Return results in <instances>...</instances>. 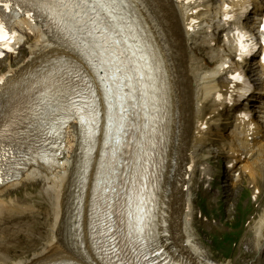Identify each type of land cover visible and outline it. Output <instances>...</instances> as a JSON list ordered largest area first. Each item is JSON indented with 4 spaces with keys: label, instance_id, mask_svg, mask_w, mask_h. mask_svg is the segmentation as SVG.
<instances>
[{
    "label": "bare ground",
    "instance_id": "bare-ground-1",
    "mask_svg": "<svg viewBox=\"0 0 264 264\" xmlns=\"http://www.w3.org/2000/svg\"><path fill=\"white\" fill-rule=\"evenodd\" d=\"M169 2L172 12L176 16L178 13L181 20L188 19V12L196 7V5L186 7L178 3L173 5L171 0H169ZM204 5L207 7V10L199 17L201 22L196 28L184 32L186 37L185 40L191 48L199 47L198 41L203 44L206 42V37L209 35L207 33L208 28L213 25L215 27H222L218 24L215 25V16L212 7L208 9L209 4ZM140 6L148 18L151 29L159 45L156 49L152 50L151 56H147L144 44L139 45V56L141 60L135 61L133 64H124L119 58L113 61L112 53H115L116 50L121 51L122 47L112 46L109 48L108 54H104L106 59L111 61L110 64L113 66L111 70H115L116 67H119L121 71L120 74L114 71L107 79H104L103 82L108 83L109 87H111L113 86V81L117 78L123 81L126 76L131 77L129 81L131 87L124 89V92H131V96L124 105L130 104L141 90V99L145 102L150 113L155 116L154 130L151 139L153 149L157 150L159 153V163L163 157L161 150L165 146V138L168 137L169 159L166 163L160 165L162 178L159 181L160 185L156 213L153 222L149 224L151 232L150 240L153 241L152 234L156 233L154 237L158 241H163L171 253L185 264H229L228 262L221 263L211 261L202 248H196L191 244L189 236L186 243L183 245L175 235V229L178 223L176 213L179 214L178 209L180 200V191L177 187V183L181 181L183 164L187 159H191L192 161L195 160L197 156L196 151L200 144L206 141L209 134L207 136H205V134L210 131L212 123L219 125L217 127V133H219L221 129V116L213 122H208L206 131L200 130L198 126L194 128L192 126L194 120L199 121L205 118V114L207 113V102H209L212 107L211 112L218 106H223L224 104L223 101L216 102L213 99L214 92L218 88L222 90L224 87L222 82L215 79L216 74L222 73L220 69L221 63L210 71H203L202 62L195 54L190 53L188 59L185 60L181 48L175 44H170L169 40L164 38L159 28V22L149 12V8L142 3ZM15 24L22 31H32L33 40L28 46V58L25 63L21 65L18 71L10 69L9 72H11V74L4 79V83L17 82L19 76L22 75H34L35 77L32 79L31 84L32 94H37L40 98L51 101L49 110H54L55 118L53 119H67L68 126L65 132L61 130V135H65L67 144L62 151L63 157L59 159L58 165L56 166L52 163L49 165H42L39 163V157L35 156V162L39 164V167H42L46 171L53 167L52 171L44 173L36 167H30L23 173L18 181L12 182L3 190H0V194L5 190L15 189L34 179H39L44 181L48 187L56 193L57 197L61 194L63 199L71 181L75 145V118L70 117L71 108H69V105H66L65 102L68 93L72 91V86L71 83H68L67 73H63L60 70L62 66H65L66 69L69 70L70 60L78 59L83 76L91 78L92 82H97L98 79L96 76L98 74L92 72V69L88 65L87 58L80 59L70 46L53 41L47 32L41 30L37 24L31 23L25 18L17 20ZM115 24L116 22H112L111 26L114 27ZM106 39L109 41L110 38L106 37ZM96 43L97 40L92 42L91 46L97 45ZM94 50H97V48L95 47ZM92 53L93 52H91V54ZM209 53H214L216 55V60H223L220 52H215L213 49L209 48ZM144 57L147 58V61L142 59ZM155 63L157 66H155ZM139 74L143 77L144 84L142 85L138 78ZM41 92H44V94H41ZM261 99H264V92L261 94ZM112 103L115 104L112 110V115L115 119L116 114L119 112V102L118 100H113ZM260 109L262 110L260 112L264 113V101L261 102ZM37 113L40 114L41 111H37ZM108 114L109 111L105 105L101 118L107 129ZM161 118H163L162 122L159 123ZM251 124L256 125L253 135L257 136L260 133V126L254 123L253 119H249L248 121L237 119L234 124V129L231 131V140L228 145L229 151L232 152L233 157L237 161L236 165L233 167L234 171L237 169L239 156L241 154H248L255 148L259 152L264 153V142H258L257 137H255L251 143L246 139L244 133ZM9 132H12V128H9ZM107 133L108 131L103 135L101 126L99 134L88 141V148L92 146L96 148V152L92 156L91 179L97 163H99L97 169L101 178V173L107 172L108 166L112 164L110 162L111 156L109 150L105 146V140L108 137ZM33 134L36 135L37 133L34 131ZM114 136L115 131H113V137ZM120 150L118 156H124L125 153H130V149H124V146L120 147ZM100 151H103V154H101ZM98 156H101V158ZM102 165L104 166L103 168L101 167ZM116 169L117 166L115 164L112 180L116 176ZM203 170L206 172L207 166H205ZM255 171L256 170H250L249 175L252 178L255 176ZM188 216L189 214L186 215V217ZM189 222L190 220H187L185 225L189 224ZM83 224L85 246L87 249L83 257H79L75 255L73 251L67 250L61 243L50 241L44 244L42 249L33 254L28 260L14 261L12 264H70L67 260H80L84 262L88 260L94 262V264H100L93 254L92 242L89 239L86 209L84 212ZM263 227L264 214L259 218L258 224L256 225V235L258 237H261ZM58 230L59 227L57 228V231ZM157 230H160L158 235ZM15 237L16 239L14 242H0V250L13 252L19 249L18 246L23 239L18 232L15 233ZM23 246L26 247V250L35 247V245L28 244L27 242L23 243ZM6 260V256L0 255V264H5Z\"/></svg>",
    "mask_w": 264,
    "mask_h": 264
},
{
    "label": "snow or ice",
    "instance_id": "snow-or-ice-1",
    "mask_svg": "<svg viewBox=\"0 0 264 264\" xmlns=\"http://www.w3.org/2000/svg\"><path fill=\"white\" fill-rule=\"evenodd\" d=\"M0 3L3 4V7H8V3H5L4 0H0ZM32 6L35 8H43L48 10L54 15H59L62 20L71 16V19L75 20L77 23L82 24L83 27L78 29V31L83 32L87 37H92L94 33L99 32L101 36H104V33L108 31L107 28L99 27V19H94L93 17H99L101 11L106 12L107 17L110 19H116L114 16L115 11V0H32ZM31 15V13H29ZM228 19V17H226ZM0 40L7 42L8 36L3 34V25H0ZM118 43V41L116 42ZM104 44H108V40L104 39ZM6 46V44H5ZM97 48H100L102 52L108 53L109 48L104 47V45H94ZM241 48L245 52L247 49L244 48V44L241 43ZM122 55V53H121ZM113 59H116V53H112ZM111 63V61H109ZM121 69L119 67L115 68V72L119 73ZM234 79L239 78V74L233 77ZM131 77H125L123 81H120L118 78L113 81V86L105 87L106 96L110 97V102L108 104V139L105 140V146L111 147L113 157L119 152V145L121 143L120 136L124 133L125 128V118L127 115V108L124 107L125 102L130 98L131 92H124L125 88H130L131 85L129 81ZM3 79L0 78V83H3ZM103 82V80H102ZM78 97H81L80 93H75ZM82 98V97H81ZM118 100L119 102V112L116 114L114 119L112 115V110L115 107V104L111 101ZM69 104L72 109L75 111V114L79 117L80 121L83 123H88L85 113L87 112L88 106L83 107L79 106L76 101L69 99ZM92 124L94 127H97L95 117L96 109H93L92 113ZM113 131H115V138L113 137ZM110 141L112 143H110ZM104 167L103 165L101 166ZM115 169V162L108 166L107 172H102V178H98L97 183L99 190L105 194L110 192H115L116 189L112 187V176ZM144 199L138 192H133L129 195L128 200L126 201L127 205V216L129 217L128 226H129V236L135 235L136 239L141 242L143 246V241L147 239L146 236V223L144 216ZM133 205H135V211H133ZM111 205L108 203V199L105 198L104 204L99 206V211L101 215L98 219L103 224L105 231L102 233L107 236L109 240H113L114 237L110 235L112 233L111 228ZM118 245L115 243L109 244L107 252H110L113 256H116L117 261L120 262V256L117 254ZM122 251V250H121ZM135 251V250H134ZM143 254L141 253V256ZM145 260L146 256L143 257ZM140 259V256H137V260ZM111 264V262H110ZM123 264V262H121ZM131 264V262H127Z\"/></svg>",
    "mask_w": 264,
    "mask_h": 264
},
{
    "label": "rangeland",
    "instance_id": "rangeland-1",
    "mask_svg": "<svg viewBox=\"0 0 264 264\" xmlns=\"http://www.w3.org/2000/svg\"><path fill=\"white\" fill-rule=\"evenodd\" d=\"M5 66H6V62H3L1 65H0V71H3L5 70ZM239 193V190H237V194ZM23 197V194L21 195V198ZM223 209L220 208V211H222ZM40 217V219H39ZM42 216L41 215H38V221L40 222L39 224L41 225L44 220L41 218ZM36 218V219H37ZM49 226L50 224L49 223H45L44 225V228L42 230V234H39L38 232L36 231H29V235L31 236V238H38L39 240L41 241H44L45 239L47 240L49 238ZM235 237V234H231L230 236H225L224 233L219 237L220 239H225L226 241H231V239ZM45 238V239H44ZM30 239V238H28ZM45 240V241H46ZM15 240H13L14 242ZM23 243H25V241H20V245L18 246L19 249H26L25 246H23Z\"/></svg>",
    "mask_w": 264,
    "mask_h": 264
}]
</instances>
